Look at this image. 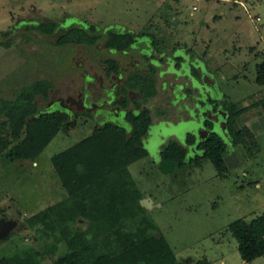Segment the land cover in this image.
I'll list each match as a JSON object with an SVG mask.
<instances>
[{
    "label": "rangeland",
    "instance_id": "obj_1",
    "mask_svg": "<svg viewBox=\"0 0 264 264\" xmlns=\"http://www.w3.org/2000/svg\"><path fill=\"white\" fill-rule=\"evenodd\" d=\"M82 23L100 34L94 44L78 43L86 36L77 31L62 40L67 44L59 43ZM40 24L57 26L49 35L26 29ZM107 31L138 38L115 51L106 46ZM108 59L118 64V75L108 70ZM263 62L264 0H0V99L12 100L34 82L47 81L48 89L35 97L36 111L60 112L73 121L35 159L12 161V128L1 119L0 218L17 225L0 241V260L30 256L38 264H56L71 252L66 242L74 241L82 263L91 264L141 238L162 236L177 264H264V256L242 261L229 231L237 220L260 218L264 225V109L258 105L264 86L256 83ZM191 67L214 81L212 92L194 79ZM209 96L239 113L234 128L254 131L256 145L231 148L221 174L208 160L164 174L159 154L169 143L194 157L198 141L189 147L186 138L197 139L198 114ZM124 98L129 110L149 112L143 139L148 156L70 195L52 157L105 123L128 128L124 111L112 104ZM133 199L150 205L138 209ZM112 202L118 212L109 215L101 205ZM50 208L48 219L28 222ZM104 213L109 216L96 222Z\"/></svg>",
    "mask_w": 264,
    "mask_h": 264
},
{
    "label": "trees",
    "instance_id": "obj_2",
    "mask_svg": "<svg viewBox=\"0 0 264 264\" xmlns=\"http://www.w3.org/2000/svg\"><path fill=\"white\" fill-rule=\"evenodd\" d=\"M57 25L51 28L40 24L26 28L27 30H35L39 33L49 35L53 33ZM80 32L85 35V39L77 42L86 45H92L99 39L98 32L91 24L82 23L78 27H71L67 33L60 38V44H67L69 41H62L67 34ZM108 38L107 48L115 51H123L129 48L138 38L134 33L129 31H107ZM153 44H155V39ZM91 40V41H90ZM189 55V52H188ZM177 67L183 62L181 56L176 58ZM108 70L118 75V64L108 59L104 61ZM193 77L197 81L202 80L203 73L191 67ZM256 83L264 86V62L256 67ZM49 82L36 81L30 87L23 88L20 93L16 94L14 99H0V129L6 124L2 122V118H6L12 128L13 147L8 150L7 157L12 161L33 160L39 153L49 144L58 132H67L73 121H68V116L60 112H49L46 114H38L37 106L34 103L35 97L42 93L41 88L48 89ZM134 89V88H130ZM135 90V89H134ZM202 101V105L205 104ZM207 103L214 108H222L226 114V134L210 133L207 138L201 142L188 134L186 138L187 146L196 149L191 151L193 158H187L188 149L182 147L176 142L169 143L159 154L158 168L164 174H171L175 169H181L185 165H191L199 160H208L217 172L224 173L227 169L224 158L235 146L247 147L251 149L256 145L254 135L248 128L237 130L234 128V120L238 112L233 109L226 108L224 100L207 98ZM118 106L125 113V122L130 128L129 137L126 136L127 127L111 122L105 123L96 132L72 145L66 150L52 157L51 162L58 174L62 186L70 195L87 192V188L101 185V181L110 174L121 173L125 171V167L148 156V152L144 147L143 139L147 137L151 127V118L147 110L135 113L128 109L127 99L115 100L112 103ZM264 109V101L258 102ZM30 118V119H27ZM208 127L211 123L207 122ZM25 132V136L21 139V132ZM135 200L136 206L140 209L139 201ZM110 214H117L114 203H105L101 205ZM36 214L28 220L30 224H34L40 219H48L49 211ZM59 215V213H58ZM64 216V214L60 213ZM108 215V216H109ZM104 214L95 220L102 223ZM115 218V217H114ZM101 226V224H99ZM51 231H54L51 229ZM229 231L237 243V250L244 262H252L257 258L264 256V225L262 219H255L250 223L244 221H235L229 225ZM10 235L6 238L8 239ZM67 247L71 250L65 257L59 259L56 264H83L80 259V253L77 252L74 241H68ZM0 264H38L32 257L20 258L18 256L4 258L0 260ZM91 264H177L176 257L169 247L167 241L162 237L141 238L138 244H132L119 255L99 257L93 260Z\"/></svg>",
    "mask_w": 264,
    "mask_h": 264
},
{
    "label": "water",
    "instance_id": "obj_3",
    "mask_svg": "<svg viewBox=\"0 0 264 264\" xmlns=\"http://www.w3.org/2000/svg\"><path fill=\"white\" fill-rule=\"evenodd\" d=\"M203 81L207 87L213 86L214 81L208 75L203 76ZM207 115H208L209 120H212L213 122L218 124L219 130L221 131L222 135L224 137H227V134L225 131L226 130V122H225L226 113L219 111L216 115L213 116V118H211V112L207 111ZM219 115L221 117V122L218 123ZM208 134H209L208 131L204 129H200L198 136H197L198 142L205 140ZM140 205L144 207H148L150 205V202L147 199L141 200ZM16 225H17V222L14 220L0 218V241L5 240L10 235V233L15 229Z\"/></svg>",
    "mask_w": 264,
    "mask_h": 264
},
{
    "label": "flooded vegetation",
    "instance_id": "obj_4",
    "mask_svg": "<svg viewBox=\"0 0 264 264\" xmlns=\"http://www.w3.org/2000/svg\"><path fill=\"white\" fill-rule=\"evenodd\" d=\"M201 81H202L203 84H205L204 81H203V76H202V80ZM214 87H215V85H213L212 87H207V88L212 92L211 89H214ZM207 111L211 112V118H213V116L216 115L219 111H222L224 113H226V112L222 108H219V107L214 108V106H212V105H210V104H208L206 102L205 104H203L201 106L200 113L198 114V121L197 122H198V124H200V129H204V130L208 131L209 134L212 133V132L217 134V131H218L222 135L221 131L219 130L218 124L213 122L212 120L208 119ZM226 118H227V114H226ZM226 118H225V122H226ZM207 122L211 123V127L210 128L208 127ZM219 122H221L220 115L218 117V123Z\"/></svg>",
    "mask_w": 264,
    "mask_h": 264
},
{
    "label": "crops",
    "instance_id": "obj_5",
    "mask_svg": "<svg viewBox=\"0 0 264 264\" xmlns=\"http://www.w3.org/2000/svg\"><path fill=\"white\" fill-rule=\"evenodd\" d=\"M162 6H163V4H162ZM176 18V17H175ZM174 18V16H173V19H175ZM179 18V17H178ZM177 19V18H176ZM252 132V134H254V136L256 137V135H255V133H254V131H251ZM224 160H225V158H224Z\"/></svg>",
    "mask_w": 264,
    "mask_h": 264
},
{
    "label": "built area",
    "instance_id": "obj_6",
    "mask_svg": "<svg viewBox=\"0 0 264 264\" xmlns=\"http://www.w3.org/2000/svg\"><path fill=\"white\" fill-rule=\"evenodd\" d=\"M257 20H259V19H257Z\"/></svg>",
    "mask_w": 264,
    "mask_h": 264
}]
</instances>
